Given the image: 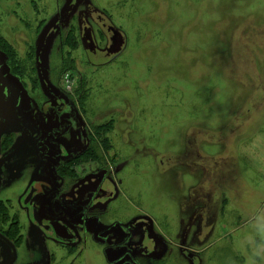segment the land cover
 <instances>
[{
	"label": "rangeland",
	"instance_id": "rangeland-1",
	"mask_svg": "<svg viewBox=\"0 0 264 264\" xmlns=\"http://www.w3.org/2000/svg\"><path fill=\"white\" fill-rule=\"evenodd\" d=\"M17 2L8 39L41 94L65 90L69 147L110 174L101 211L148 215L175 264H264V0Z\"/></svg>",
	"mask_w": 264,
	"mask_h": 264
},
{
	"label": "flooded vegetation",
	"instance_id": "flooded-vegetation-1",
	"mask_svg": "<svg viewBox=\"0 0 264 264\" xmlns=\"http://www.w3.org/2000/svg\"><path fill=\"white\" fill-rule=\"evenodd\" d=\"M17 1L0 0V264L17 260L26 235L40 243L29 244L30 264H79L87 247L106 264L177 263L183 255L161 239L159 225L153 236L148 215L117 216L121 206L101 211L103 197H112L104 186L110 174L88 172L69 147L80 132L65 90L41 94L8 39L7 9Z\"/></svg>",
	"mask_w": 264,
	"mask_h": 264
},
{
	"label": "water",
	"instance_id": "water-1",
	"mask_svg": "<svg viewBox=\"0 0 264 264\" xmlns=\"http://www.w3.org/2000/svg\"><path fill=\"white\" fill-rule=\"evenodd\" d=\"M56 19H57V16H56ZM38 54H39V52H38ZM22 90V89H21ZM23 91V90H22ZM23 93H25L24 91H23ZM55 96H56V94H54ZM30 119V118H29ZM27 120H28V118H27ZM29 122V121H28ZM12 130H14V132H18V133H20L21 131H20V129H18V128H13ZM21 135H23L24 137H30V136H32V134H33V129L32 130H30V131H28L27 133H24V134H22V132L20 133ZM60 134H62V133H60Z\"/></svg>",
	"mask_w": 264,
	"mask_h": 264
},
{
	"label": "built area",
	"instance_id": "built-area-1",
	"mask_svg": "<svg viewBox=\"0 0 264 264\" xmlns=\"http://www.w3.org/2000/svg\"><path fill=\"white\" fill-rule=\"evenodd\" d=\"M62 82H63L66 89H68L70 87V81H69L68 75L63 76Z\"/></svg>",
	"mask_w": 264,
	"mask_h": 264
}]
</instances>
